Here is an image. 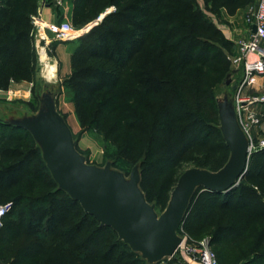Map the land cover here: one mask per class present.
Here are the masks:
<instances>
[{
  "label": "trees",
  "instance_id": "trees-1",
  "mask_svg": "<svg viewBox=\"0 0 264 264\" xmlns=\"http://www.w3.org/2000/svg\"><path fill=\"white\" fill-rule=\"evenodd\" d=\"M256 1L106 0V6L104 0L71 1L76 27L96 18L92 10L100 14L104 8L116 7L78 39L66 85L77 115L90 113L118 157L134 167L140 165V187L150 204L157 200L153 178L162 169L182 163L217 172L229 161L231 151L219 129L211 69L191 68L225 60L234 48L207 12L219 16L225 10L235 16ZM37 11L36 0H0V88L35 82L32 17ZM151 39L156 41L153 49ZM132 63H136L134 86L122 87L121 74ZM115 89H121L128 100L150 105L156 115L143 118L127 104L103 97ZM7 130L32 137L0 123V131ZM46 176L53 192L31 199L15 195L30 181ZM8 202L13 208L0 228V264H32L40 259L49 264H148L119 241L116 232L101 226L79 202L58 190L37 145L5 144L0 136V205ZM262 221L264 149H259L252 152L247 173L234 189L224 193L198 189L181 226L193 235L210 229V245L219 247L247 243L246 231ZM256 239L264 245V228Z\"/></svg>",
  "mask_w": 264,
  "mask_h": 264
},
{
  "label": "water",
  "instance_id": "water-1",
  "mask_svg": "<svg viewBox=\"0 0 264 264\" xmlns=\"http://www.w3.org/2000/svg\"><path fill=\"white\" fill-rule=\"evenodd\" d=\"M106 16L101 17V22ZM100 24L93 25L87 33ZM256 32L257 27L253 26L252 33ZM40 78L44 84L38 83V112L14 114L11 120L0 117V123L30 133L58 190L79 202L85 213L96 218L101 226L116 232L119 241L148 264L161 263L177 252L182 243L178 230L198 189L228 192L247 173L251 141L238 118L236 97L240 84L231 74L227 76L224 92L217 97L219 129L231 151L229 161L217 172L197 167L187 170L161 215L140 187V165L127 178L112 169L110 162L105 167L88 164L77 149L73 131L58 111V83L45 82L42 73Z\"/></svg>",
  "mask_w": 264,
  "mask_h": 264
},
{
  "label": "rangeland",
  "instance_id": "rangeland-1",
  "mask_svg": "<svg viewBox=\"0 0 264 264\" xmlns=\"http://www.w3.org/2000/svg\"><path fill=\"white\" fill-rule=\"evenodd\" d=\"M38 8L40 6V1L36 0ZM72 0H63V5L56 9L53 14V22L49 23L50 28H47L46 32L50 40L49 44L39 38V27L34 24L33 32V42L35 48V54L37 57L38 70L34 83H29L26 81H21L19 83H14L13 88L3 89L0 88V117H4L7 120L14 119V114H33L37 113L40 108V101L36 97L38 83L44 84L41 81L40 73L45 82L50 83L46 79V69L40 61V46L45 47L49 55V60L57 65L58 73V111L66 119L69 127L74 133V138L77 141V149L87 158L88 164L96 165L99 167H105L108 162H110L112 169L121 171L124 175L129 178L132 170L134 169V164L131 162H126L120 159L117 155L116 148L110 143L106 134L101 132L98 125L92 122V117L87 111H83L81 115H77L72 92L67 88L66 80L70 76L66 75V71L73 70V54L75 52V46L78 43V39L84 36L93 25L102 23L101 17L104 14H110L116 10L115 6H109L104 8L99 14L95 10H90L91 15L96 18L89 21L81 27H76L72 23ZM51 3V1H50ZM200 5L203 8V3L200 1ZM103 6H106V0H104ZM53 10L55 8L52 5ZM45 10H43L44 13ZM89 11V12H90ZM89 12L87 14H89ZM56 14V15H55ZM207 15L213 20L218 19L220 22H227L224 18L219 15L207 12ZM212 15V16H211ZM246 13L240 14L234 22L231 24L235 25L237 30L234 31V48L231 52L227 53V58L225 60L216 59L212 61L207 66L202 67L200 65L192 66V71H197L200 69H211L209 75L213 80L215 86V95L220 97L225 89V82L229 74L234 76L238 84L245 82L242 89V96L246 98H255L264 96V74L256 77L255 82L250 83V78H247L246 69L244 62L236 64L235 61L241 57V51L239 50V42L247 37V26L245 22ZM44 22L48 23L46 19H42ZM69 22L74 28V36L71 41H60L57 39V30L59 29L62 22ZM227 37V36H226ZM156 47V41L154 39L149 40V48L153 49ZM264 48V42L262 43ZM257 54L251 55L249 58L251 60L258 58ZM52 59V60H51ZM264 60V57H263ZM48 63V62H47ZM99 65V63H97ZM136 63H132L126 70L121 74V86H134L132 80V72L135 68ZM236 71V72H235ZM251 78L253 76H250ZM51 84V83H50ZM103 97L109 100H116L127 104L135 113L139 116L146 118L149 114L152 116L156 115V112L152 109L150 105L147 107L137 104L133 100L126 99L121 89L109 90L103 94ZM237 105V104H236ZM250 114H254L261 120L259 124H252L250 120ZM81 118V122H80ZM219 119V113L218 117ZM216 121V120H215ZM241 121L248 130L250 131L251 139L254 144L261 145L264 141V104L263 103H252L248 108L242 111ZM220 127V120L218 121ZM1 142L5 144H11L19 147L31 148L36 146L32 137L26 136L25 134L12 133L11 130L0 131ZM15 138V139H12ZM195 168V166L190 164H178L175 167L162 169V171L153 178V183L156 187L157 200L153 203L156 206V211L161 215L167 208L170 201L172 191L176 187L180 177L189 169ZM51 180L46 176L41 181H30L28 185L23 189H18L15 195H21L25 199H31L33 197H39L54 190L49 187ZM229 221H225L228 224ZM264 228V222H259L254 225V230H247L248 241L245 244L238 245H225L219 247H212L213 252L216 254L220 264H264V245L259 246L256 235ZM180 236L187 237L186 243L188 245L197 244L203 240L210 239L211 230L207 229L199 233L198 235H193L187 233L180 226L179 230ZM44 239V237H43ZM19 243H16L14 248L17 249ZM32 264H49L45 260H36ZM161 264V263H158Z\"/></svg>",
  "mask_w": 264,
  "mask_h": 264
},
{
  "label": "built area",
  "instance_id": "built-area-1",
  "mask_svg": "<svg viewBox=\"0 0 264 264\" xmlns=\"http://www.w3.org/2000/svg\"><path fill=\"white\" fill-rule=\"evenodd\" d=\"M40 6L38 8L37 14L32 17L33 25L37 23V20L43 19V10L51 7L59 8L63 5V0H39ZM51 1V3H50ZM245 22L247 25V37L239 42V50L241 51V57L238 58L235 63L239 64L244 62L247 78H250V83L255 82L256 77L264 74V48L262 43L264 42V0H257L255 4L249 6L246 10ZM50 25V24H49ZM253 26L257 27V32L252 33ZM74 28L72 25L64 21L61 23L59 29L57 30V39L60 41H71L74 40ZM257 54L259 57L251 60L249 57L251 55ZM250 76H253L252 78ZM245 82L243 81L239 85V89L236 97L237 113L240 120V124L244 131L250 138L251 145L250 151H257L259 149H264V141L261 145H255L251 139L250 131L241 121V113L243 110L248 108L252 103H263L264 96L255 98H246L242 96V89ZM1 91V89H0ZM250 120L252 124H259L261 122L257 116L250 114ZM13 208V203L8 202L6 204L0 205V228L3 225V219L8 215ZM182 237V243L179 246L177 252L164 261L161 264H169L171 261H176V264H219L216 254L213 252L210 239L203 240L197 244L188 245L186 243L187 237Z\"/></svg>",
  "mask_w": 264,
  "mask_h": 264
},
{
  "label": "crops",
  "instance_id": "crops-1",
  "mask_svg": "<svg viewBox=\"0 0 264 264\" xmlns=\"http://www.w3.org/2000/svg\"><path fill=\"white\" fill-rule=\"evenodd\" d=\"M58 9V8H54L53 10V7H49V8H46L44 13H43V18L46 19V21L49 23L53 22L54 20V16L53 14L56 12L55 10ZM60 9V8H59ZM246 10L247 9H243V10H240L235 16H229L225 10H223L221 12V16L224 18L225 21L227 22H220L221 20H218V19H213V22L223 31V33L225 34V36H227L226 38L229 39L230 41L232 42H235L234 41V31L237 30L236 26L231 24L232 22H234V20H236L235 18H237L240 14H243V12L246 13ZM56 15V14H55ZM212 16V15H211ZM247 26V25H246ZM78 46V43L77 45L75 46V49L77 48ZM72 72V70H67L66 71V75H69L70 73ZM13 84L12 83L10 85L9 88H13Z\"/></svg>",
  "mask_w": 264,
  "mask_h": 264
},
{
  "label": "bare ground",
  "instance_id": "bare-ground-1",
  "mask_svg": "<svg viewBox=\"0 0 264 264\" xmlns=\"http://www.w3.org/2000/svg\"><path fill=\"white\" fill-rule=\"evenodd\" d=\"M36 25L39 27V38L46 42V44L50 43V40L47 35V28H50V25L43 20H37ZM40 61L42 65L47 66L46 69V79L50 83H56L58 81V73H57V65L54 62L49 60V55L45 47L40 46ZM52 60V59H51ZM48 62V63H47Z\"/></svg>",
  "mask_w": 264,
  "mask_h": 264
}]
</instances>
